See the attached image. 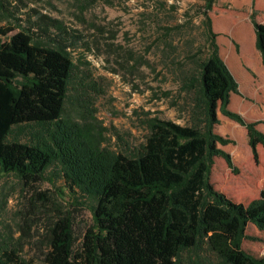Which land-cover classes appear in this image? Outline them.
Instances as JSON below:
<instances>
[{"label": "trees", "instance_id": "obj_1", "mask_svg": "<svg viewBox=\"0 0 264 264\" xmlns=\"http://www.w3.org/2000/svg\"><path fill=\"white\" fill-rule=\"evenodd\" d=\"M216 1L201 0L196 13L208 47L196 63L200 124L151 118L139 147L115 151L102 146L94 117L64 114L79 35L31 7L35 0H0V179L32 186L53 169L91 214L78 240L73 211L50 214L49 198L34 193L41 197L35 213L46 215L35 239L43 264H178L183 252L204 247L220 264H264V255L245 247L264 240V121L229 107L241 88H252L236 58L264 82L256 62L264 65V22L256 20L264 0H251L248 24L213 19ZM219 114L244 130L249 155L239 167L224 149L234 141L214 131ZM234 152L246 155L239 144ZM216 162L222 171L213 176ZM84 204L75 198L74 211ZM31 221L24 218L15 239L0 236V264H34L23 256Z\"/></svg>", "mask_w": 264, "mask_h": 264}, {"label": "rangeland", "instance_id": "obj_2", "mask_svg": "<svg viewBox=\"0 0 264 264\" xmlns=\"http://www.w3.org/2000/svg\"><path fill=\"white\" fill-rule=\"evenodd\" d=\"M201 5V0H35L30 4L40 13L61 20L79 35L70 52L75 69L65 116L76 121L82 120V115L87 116L86 121L94 117L92 122L102 129L105 138L102 146L115 151L139 147L147 135L146 121L151 118L198 126L202 117L195 108L196 63L208 52L201 17L196 15ZM250 12L251 0H217L209 14L216 19L227 13L248 24ZM256 20L264 22V14H258ZM179 25V29L166 32ZM224 61L234 70L230 60ZM256 62L264 68L259 58ZM236 64L250 78L252 88L248 92L241 88V95L232 96L229 107L247 120L264 121V82L254 70L248 71L250 68L239 58ZM258 66L257 71H261ZM218 117L220 126L214 131L234 141L224 149L239 167L249 155L244 130L220 114ZM260 129L264 132V126ZM238 144L246 150L244 158H238L234 152ZM220 171L222 168L216 162L212 175L217 176ZM35 192L49 198L50 214L55 213L53 209L73 211L74 235L78 240L92 222L86 199L70 194L53 169L45 173L42 182L32 186L22 185L12 176L1 178L0 236L19 237L24 218L31 216L32 230L23 256L34 264H43L41 247L35 239L44 232L46 215L35 213L34 207L41 199ZM75 198L86 204L76 206L74 211ZM245 247L253 249L256 255H264V240L248 242ZM178 264L220 263L204 247L183 252Z\"/></svg>", "mask_w": 264, "mask_h": 264}, {"label": "crops", "instance_id": "obj_3", "mask_svg": "<svg viewBox=\"0 0 264 264\" xmlns=\"http://www.w3.org/2000/svg\"><path fill=\"white\" fill-rule=\"evenodd\" d=\"M251 13V12H250ZM249 14V13H248ZM230 14H227V13H223L222 16L224 17H232V16H229Z\"/></svg>", "mask_w": 264, "mask_h": 264}]
</instances>
